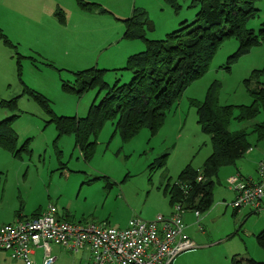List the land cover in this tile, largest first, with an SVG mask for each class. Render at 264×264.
Segmentation results:
<instances>
[{
  "label": "rangeland",
  "instance_id": "rangeland-1",
  "mask_svg": "<svg viewBox=\"0 0 264 264\" xmlns=\"http://www.w3.org/2000/svg\"><path fill=\"white\" fill-rule=\"evenodd\" d=\"M83 1L91 4L89 10L76 0H0V121L17 115L9 123L15 134L11 148L15 151L0 145V224L14 221L19 213L30 218L50 204L58 215L67 211L74 222L105 224L113 229H125L136 218H170L177 205L170 204L166 185H173L188 165L201 171L212 154L210 136L196 123L191 102L203 101L215 84L219 85L217 97L222 106H249L252 102L243 83L253 70L264 66V40L227 65L238 48L236 40L228 39L218 46L207 72L167 111L155 133L141 129L134 138L123 141L115 133L114 121H107L94 139V157L85 162L75 147L74 136H58L53 120L84 118L105 92L92 88L79 98L62 86L77 89V73L89 69L107 70L102 77L110 86L118 79L119 84L129 83L128 71L115 70L124 69L128 57L146 46L140 40L122 39L124 32L116 35L118 26L125 29L116 15L142 10L147 21L145 38L162 40L179 23L192 22L197 10L190 9L187 0H177V14L162 0ZM256 8L258 17L248 23V28L258 34L264 22V0ZM43 9L45 16L53 11L59 22H65L62 26L56 20V27L63 30L56 29L61 34L58 42H49L44 35L54 29L44 21ZM81 12L93 15L83 20ZM29 91L44 97L46 108ZM3 102H14L15 108L5 107ZM257 119L263 120L264 112ZM234 121L230 132L246 127ZM248 141L251 149L234 165L220 168L213 178L209 210L198 216L195 210L182 214L185 233L196 245L193 252H184V264H233V258L264 263V251L256 241L264 230V210L255 214L250 207H243L234 216L231 203L235 197L226 185L237 173L257 181L261 157L257 163L254 158L264 152V141L257 142L254 135ZM164 155L165 165L157 166ZM86 253L80 255L83 264H87ZM0 264L17 263L2 251Z\"/></svg>",
  "mask_w": 264,
  "mask_h": 264
},
{
  "label": "trees",
  "instance_id": "trees-1",
  "mask_svg": "<svg viewBox=\"0 0 264 264\" xmlns=\"http://www.w3.org/2000/svg\"><path fill=\"white\" fill-rule=\"evenodd\" d=\"M175 14L180 8L177 0H162ZM190 9L197 10L192 22L183 21L179 27L164 36L162 40H148L145 35L146 15L134 9L131 16L123 20V38L127 41H142L146 49L128 57L124 69L129 72V83L113 86L104 82L105 69H89L77 73L80 86L77 89L62 86L64 91L77 97L87 90L98 88L105 92L99 104L93 103L84 118L54 117L58 136H74L75 147L85 162L92 160L96 152V139L107 121H114L115 133L123 141L134 138L141 129L155 133L163 123L165 115L175 105L184 90L207 72L211 59L224 41L238 42L237 52L228 58L246 53L264 40V22L258 34L248 28V23L258 17L257 5L262 0H187ZM81 8L89 10V3L77 0ZM249 106H222L218 102L219 85L207 91L204 100L192 101L201 131L210 136L212 154L206 159L201 171L186 166L173 185H166L171 205H179L183 212L208 211L213 203L214 177L222 167H229L249 151V136L257 142L264 141V119L257 117L264 112V66L253 70L250 78L244 81ZM43 107L47 101L39 94L29 91ZM5 107L15 108V103L3 102ZM2 105V103L0 104ZM46 108V106H45ZM236 113V114H235ZM9 116L0 121V145L13 151L15 134L10 126ZM246 125L245 128L230 132L231 121ZM249 129V130H248ZM91 139V141H90ZM263 156L261 157V159ZM260 159V160H261ZM166 155L157 160V166H164ZM201 180H198V179ZM235 210L233 215L237 214ZM258 247L264 251V230L256 236ZM236 259V258H235ZM233 264H264L250 258L235 260Z\"/></svg>",
  "mask_w": 264,
  "mask_h": 264
},
{
  "label": "built area",
  "instance_id": "built-area-1",
  "mask_svg": "<svg viewBox=\"0 0 264 264\" xmlns=\"http://www.w3.org/2000/svg\"><path fill=\"white\" fill-rule=\"evenodd\" d=\"M256 172L257 181L239 173L228 178L226 185L235 197L232 210L250 207L255 214L264 210V155ZM173 212L170 218H136L125 229H113L105 224L60 220L56 208L50 205L36 219L0 224V252L5 251L20 264H36L33 249L52 244L71 252L88 250V264H172L180 254L196 247L185 233L182 208L177 205ZM54 262L46 255L41 264Z\"/></svg>",
  "mask_w": 264,
  "mask_h": 264
},
{
  "label": "crops",
  "instance_id": "crops-1",
  "mask_svg": "<svg viewBox=\"0 0 264 264\" xmlns=\"http://www.w3.org/2000/svg\"><path fill=\"white\" fill-rule=\"evenodd\" d=\"M45 1V0H43ZM77 1V0H76ZM87 2H90V3H96L98 2L97 0H86ZM60 7V6H59ZM108 9V8H107ZM59 10L61 11V9L59 8ZM95 11H98L97 9H95ZM60 14V13H59ZM81 19L83 20H87V16H91L93 14H89V15H86L84 13L81 12ZM95 14H98V13H95ZM132 13H128L127 15L125 16H120V15H116L115 18L118 19H121V21L123 22V20L129 18L131 16ZM45 13H44V9H43V14H42V17L45 20H47V22L49 23V25L51 27H53L54 29V32H52L51 30L49 31H46L44 32V35L46 36V38L49 40V42H58V39L60 38L61 34H57L56 32V29L58 31H63L62 28L58 29L57 27H59V25L57 24L60 23L62 26L65 25V22L63 21V23L59 22V20L57 18H55V14H53V11H50L48 15H46L45 17ZM57 20V22H56ZM57 26V27H56ZM118 26V25H117ZM118 31L116 32V35L118 36L120 33H123L124 32V27L122 25L118 26ZM63 37V35H62ZM122 38V36H121ZM120 39V38H119ZM121 40V39H120ZM125 65V64H124ZM118 68H122V66L118 67ZM262 155H264V152L262 154H258L256 155V157L258 159H256V157L254 158V163H257L260 159V157H262ZM257 169V168H256ZM250 178V177H249ZM252 179V178H251ZM52 205V204H50ZM54 206V205H52ZM55 207V206H54ZM56 208V207H55ZM46 209H39L38 211L34 212V214L31 215L30 218L24 216L23 214H18L16 216V218H14V221L12 222H8V223H5V224H12L14 222H18V221H28V220H33V219H36L37 217L41 216L42 213L45 211ZM56 212H57V217L60 219V220H63V221H66V222H70V223H81L82 222H74V217L73 216H70L69 213L66 211L64 212L63 216L61 215H58V210L56 208ZM234 212V211H233ZM238 212V211H236ZM83 225V224H82ZM129 225V224H128ZM127 228V226H126ZM201 228V227H200ZM200 230V229H199ZM201 231H203V229L201 228ZM195 249V248H194ZM193 249V250H194ZM190 251V252H193ZM82 251V252H81ZM88 254V260H87V264L90 262V253L88 250H85ZM84 251L81 249V250H78L76 252H71V251H68L66 248H62V247H59V246H56V245H49L48 247L46 248H43V247H40V248H35L33 249V255H32V258L34 260V262L36 264H41L42 263V259L44 257H46V255H49L51 257H53L55 259V262L54 264H57V263H60V264H66L65 260H69L71 261L70 264H83V259L84 257H80V255H83L82 253H84ZM79 253V254H78ZM74 254V255H73ZM10 258V257H9ZM12 260V259H11ZM14 261V260H12ZM15 263L17 264H20L18 261H14ZM172 264H184V253L180 254L178 257H176V259L174 261H172Z\"/></svg>",
  "mask_w": 264,
  "mask_h": 264
},
{
  "label": "clouds",
  "instance_id": "clouds-1",
  "mask_svg": "<svg viewBox=\"0 0 264 264\" xmlns=\"http://www.w3.org/2000/svg\"><path fill=\"white\" fill-rule=\"evenodd\" d=\"M235 211V210H234ZM238 211V210H237Z\"/></svg>",
  "mask_w": 264,
  "mask_h": 264
}]
</instances>
